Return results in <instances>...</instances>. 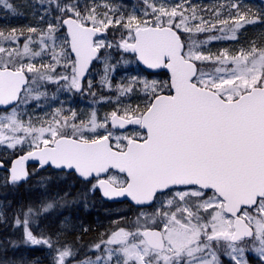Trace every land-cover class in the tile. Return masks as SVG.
Returning <instances> with one entry per match:
<instances>
[{
  "label": "snow or ice",
  "instance_id": "snow-or-ice-1",
  "mask_svg": "<svg viewBox=\"0 0 264 264\" xmlns=\"http://www.w3.org/2000/svg\"><path fill=\"white\" fill-rule=\"evenodd\" d=\"M0 12V169L26 186L0 202V264H264V4ZM90 198L134 219L86 239L72 212Z\"/></svg>",
  "mask_w": 264,
  "mask_h": 264
},
{
  "label": "trees",
  "instance_id": "trees-1",
  "mask_svg": "<svg viewBox=\"0 0 264 264\" xmlns=\"http://www.w3.org/2000/svg\"><path fill=\"white\" fill-rule=\"evenodd\" d=\"M204 4V3H202ZM251 35V33H250ZM3 177H4V172L0 171V202H6V201H15L18 200L20 198H22L23 196L26 195V186L21 184V186L19 188H12L11 186L5 187L4 183H3ZM89 206L87 209H85L82 205L79 207L78 210H73L72 212V216L76 215V214H81L84 217L85 220V224L92 229V231H90L88 233V236L86 237V239H93L96 237L97 232L99 231V227L97 225H95L94 223V219L96 218H100L102 219V221H105L108 219L107 216H100V207L105 206L106 204H110L107 202H104L103 200L101 201V198H90L89 202H88ZM119 205H123L122 208V212L123 214H128L129 217H133V213L132 211L128 208L127 204H119ZM8 233H5L4 228H3V224H0V240L3 239V237L5 235H7ZM24 251V250H22ZM24 254L27 255L30 259L31 258H35L38 257L39 255H41L40 251H33L31 249H28L26 251H24ZM3 253H0V258H3ZM9 256L12 255L11 252L8 253ZM38 255V256H37Z\"/></svg>",
  "mask_w": 264,
  "mask_h": 264
},
{
  "label": "rangeland",
  "instance_id": "rangeland-1",
  "mask_svg": "<svg viewBox=\"0 0 264 264\" xmlns=\"http://www.w3.org/2000/svg\"><path fill=\"white\" fill-rule=\"evenodd\" d=\"M13 2L23 5L25 0H13ZM29 2H31V0H29ZM137 2H138V0H116V3L120 4L122 7H127L129 9H131L132 5L136 4ZM193 2L198 3V4L204 3L205 5H210V4L214 3L215 0H193ZM244 2L246 4L253 6V7H259L260 5L264 4V0H244ZM7 22L8 21L5 20L3 12H0V26H4L5 23H7ZM10 22L11 23H22V22H24V18H20L19 20L14 19ZM72 104L77 109L87 110L91 104V98H86L84 100L83 98L77 96L72 101ZM121 207H123V205H119V204H106L105 206L100 207V216H102V215L107 216L108 219L105 221H102V219H100V218L94 219V223H95V225H97L99 227V229H98L99 231H103L105 228L109 227L110 221L112 219H116L118 216H128L129 217L128 214L121 213L122 212ZM65 214H67V213H65ZM72 217H73L72 222L74 224L79 225L80 223H83L85 226H87L85 224V220H84L83 215L76 214ZM132 218L134 219V216ZM39 256H41V255H39Z\"/></svg>",
  "mask_w": 264,
  "mask_h": 264
},
{
  "label": "flooded vegetation",
  "instance_id": "flooded-vegetation-1",
  "mask_svg": "<svg viewBox=\"0 0 264 264\" xmlns=\"http://www.w3.org/2000/svg\"><path fill=\"white\" fill-rule=\"evenodd\" d=\"M83 99L85 100L86 98H83ZM32 166H33V164L27 166V168H28L29 171L32 170ZM0 171L5 172L4 170H0ZM101 200H102V199H101ZM103 201H104V200H103ZM104 202H106V201H104ZM107 203H109V202H107ZM110 204H114V203H110Z\"/></svg>",
  "mask_w": 264,
  "mask_h": 264
},
{
  "label": "water",
  "instance_id": "water-1",
  "mask_svg": "<svg viewBox=\"0 0 264 264\" xmlns=\"http://www.w3.org/2000/svg\"><path fill=\"white\" fill-rule=\"evenodd\" d=\"M34 162H32V161H28V162H26V167L28 166V165H31V164H33ZM0 170H4V169H0ZM5 171V170H4ZM102 200H104L103 198H101ZM104 201H106V200H104ZM106 202H109V203H112V202H110V201H106Z\"/></svg>",
  "mask_w": 264,
  "mask_h": 264
}]
</instances>
